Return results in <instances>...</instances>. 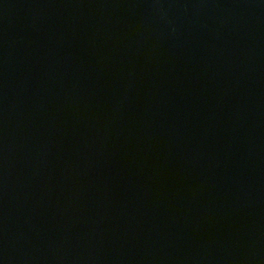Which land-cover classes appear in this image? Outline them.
<instances>
[{
    "label": "water",
    "instance_id": "water-1",
    "mask_svg": "<svg viewBox=\"0 0 264 264\" xmlns=\"http://www.w3.org/2000/svg\"><path fill=\"white\" fill-rule=\"evenodd\" d=\"M0 264H264V0H0Z\"/></svg>",
    "mask_w": 264,
    "mask_h": 264
}]
</instances>
